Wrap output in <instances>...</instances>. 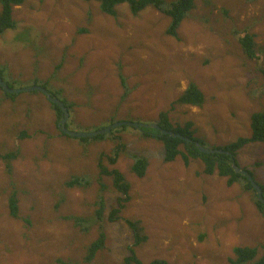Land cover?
<instances>
[{
    "label": "rangeland",
    "instance_id": "rangeland-1",
    "mask_svg": "<svg viewBox=\"0 0 264 264\" xmlns=\"http://www.w3.org/2000/svg\"><path fill=\"white\" fill-rule=\"evenodd\" d=\"M194 2L173 37L165 32L168 16L153 7L132 14L121 4L111 15L83 0H25L14 7L15 28L0 34V64L17 87L37 79L60 89L58 96L74 103L68 124L75 132L101 129L110 120L152 123L169 110L172 123L192 121L194 136L213 148L248 135L250 113L264 109V0ZM243 33L254 35V57L239 45ZM189 81L204 93V104L172 108ZM17 94L0 101V153L19 151L10 173L0 158V264H121L132 241L126 218L144 227L147 240L137 248L143 262L230 264L234 246L264 243V210L241 178L228 184L217 172L205 173L200 158L165 162L161 141L135 126H117L95 142L68 137L45 95ZM118 138L125 148L110 165L105 155L113 154ZM128 152L148 159L144 176L131 172ZM100 155L131 183L118 220L108 219L118 196L111 188L103 218H93ZM237 161L264 185V143L245 145ZM72 176L93 182L67 186ZM13 190L17 217L9 209ZM69 214L88 221L77 225ZM98 224L105 245L86 261Z\"/></svg>",
    "mask_w": 264,
    "mask_h": 264
},
{
    "label": "trees",
    "instance_id": "trees-1",
    "mask_svg": "<svg viewBox=\"0 0 264 264\" xmlns=\"http://www.w3.org/2000/svg\"><path fill=\"white\" fill-rule=\"evenodd\" d=\"M25 0H0V34L6 30L13 29L16 26V20L13 16V10L15 6L21 5ZM86 2H94L98 5L101 12L106 14L115 15L117 6L121 4H126L132 14H138L147 7H153L168 16L169 22L166 26L165 32L168 35L177 37V32L179 26L183 19L190 13V11L195 7V0H83ZM239 45L244 51L247 57H254V35L251 33H243L238 36ZM259 72L261 75V85H260V97L264 99V66L260 65ZM6 65L0 64V76L7 82L11 87L15 86V80L12 77H8ZM40 84L45 87L53 96L58 97L63 101L64 105L67 107L69 113L73 112L74 103L66 99L64 96L59 97L61 90L58 89L52 90L49 87V81L45 80L44 82L39 83L37 79H33V85ZM49 87V88H48ZM4 98L0 101L5 100L6 98H15L18 94L6 93L4 90ZM40 93L39 91H32ZM127 91H125L126 93ZM123 94L125 96L126 94ZM205 101V96L202 90L194 81H189L184 89L181 91L179 96L173 101L171 107L173 108L177 104H187L194 106H202ZM51 107L56 111L57 117H61V110L59 106L50 101ZM169 110H164L159 113L158 119L154 121L161 128L171 129L175 132H179L193 141H198L200 144L205 146L202 140L198 136H194L193 122L186 121L184 124H174L171 122L169 117ZM70 116V114H69ZM68 119L66 121L67 128L70 129L68 124ZM114 122L110 120L107 122V125ZM249 134L237 136L234 140H230L225 144L217 145L213 148L222 150L221 152L214 153H204L199 151L193 141L182 140L178 137L171 135H166L161 133L160 129L156 128H147L143 127L140 130H143V136L154 137L155 139L161 141L163 149V159L165 162L173 161L178 155L183 159V162L187 164L190 158H200L204 163V172L211 174L217 172L218 174L225 176L227 178V183L232 184L233 182L243 180L247 189L254 191L251 187L250 182L244 177L241 173L236 172L232 167V163H238L237 157L239 150L247 144L251 143H264V109H258L257 111H252L249 116ZM60 129V133L71 137ZM97 129V128H96ZM94 130V129H92ZM115 129L111 130L106 134H98L93 137H80L78 138L83 142H95L102 139L105 135L114 133ZM25 130H21V136H25ZM76 138V137H74ZM119 139V143L115 146L114 152L112 155H105L108 163L114 165L117 161L118 154L120 151H124L125 145ZM19 153L18 148L13 151H7L0 153V158L4 160L6 170L11 172V162ZM132 163L130 165V170L134 175L138 177L144 176L148 166V159L141 154H136L134 152H128ZM102 155V154H101ZM101 155L98 158V173L93 178V181H96L99 185L98 195L95 200V205L97 206L94 210V220L99 222L103 218V212L106 208L105 196L104 193L108 188H111L115 191L118 196L114 201V205L109 210V220H118L120 218L119 214L122 209L126 206V203L130 200V188L131 183L125 178L124 174L115 167H108L101 158ZM104 155V154H103ZM104 177H110L111 183L104 181ZM87 176H72L69 180L66 181L67 186L75 187H87L92 182ZM263 188L264 196V185L260 184ZM256 192V191H255ZM17 192L15 190L9 196V209L10 215L13 217L18 216V199L16 196ZM255 204L264 210V203H262L258 198L255 199ZM70 219L74 220V223L81 225L86 220L83 216L80 215H68ZM126 224L128 225L131 234L132 241L130 245L127 246V255L124 257L121 264H169V262L162 257H155L149 260L148 262H143L137 254V248L144 244L147 240V235L144 231V227L141 224L140 220L135 219H125ZM85 229H88L89 224H84ZM105 245V233L103 226L98 224V235L92 240L87 248L84 259L86 261H91L99 250H101ZM262 249V253L259 255V249ZM232 257H228V262L230 264H264V243L256 245H236L232 248Z\"/></svg>",
    "mask_w": 264,
    "mask_h": 264
},
{
    "label": "water",
    "instance_id": "water-1",
    "mask_svg": "<svg viewBox=\"0 0 264 264\" xmlns=\"http://www.w3.org/2000/svg\"><path fill=\"white\" fill-rule=\"evenodd\" d=\"M0 87L6 91L7 93L10 94H17V93H23V92H32V91H39L41 92L43 95H45L47 97V99L55 104H57L61 110V118L58 121V126L61 127L62 131L66 134H68L69 136L72 137H87V136H95L98 134H105L110 132L113 128L117 127V126H122V125H129V126H135L138 129H141L143 127H147V128H156V129H160L161 133L164 134H168L174 137H178L180 139L186 140V141H193L190 138H188L187 136L179 133V132H175L171 129H165V128H161L157 123H139V122H131V121H124V122H112L106 126H104L101 129H97V130H93V131H87V132H75L73 130H70L67 128L66 126V121L69 117V111L67 109V107L64 105L63 101H61V99H59L56 96H53L49 90H47L45 87L40 86V85H30L28 87H11L7 84V82L0 76ZM196 145V147L199 149V151L204 152V153H214V152H221L222 150L216 149V148H209L206 146H203L202 144H200L198 141H193ZM232 167L234 168V170L236 172L241 173L244 177L247 178V180L250 182L251 187L256 191L257 193V198L264 203V196H263V188L260 185V183H258L256 181V179L252 176V174L246 170L243 169L241 167H239L238 164H236L235 162L232 163Z\"/></svg>",
    "mask_w": 264,
    "mask_h": 264
},
{
    "label": "bare ground",
    "instance_id": "bare-ground-1",
    "mask_svg": "<svg viewBox=\"0 0 264 264\" xmlns=\"http://www.w3.org/2000/svg\"><path fill=\"white\" fill-rule=\"evenodd\" d=\"M6 92V91H5ZM7 93V92H6ZM193 111V110H192ZM70 114V113H69ZM125 126H129V125H125ZM60 127V126H59ZM161 127V126H160ZM61 128V127H60ZM137 128V127H136ZM69 129V128H68ZM62 130V129H61ZM64 133V132H63ZM66 134V133H65ZM68 135V134H67ZM167 135V134H166ZM72 137V136H71ZM79 138V137H77ZM183 140V139H182Z\"/></svg>",
    "mask_w": 264,
    "mask_h": 264
},
{
    "label": "clouds",
    "instance_id": "clouds-1",
    "mask_svg": "<svg viewBox=\"0 0 264 264\" xmlns=\"http://www.w3.org/2000/svg\"><path fill=\"white\" fill-rule=\"evenodd\" d=\"M207 147V146H206ZM210 148V147H209Z\"/></svg>",
    "mask_w": 264,
    "mask_h": 264
}]
</instances>
